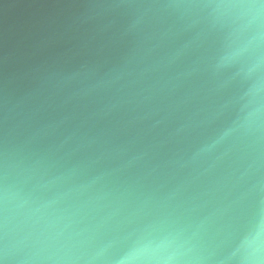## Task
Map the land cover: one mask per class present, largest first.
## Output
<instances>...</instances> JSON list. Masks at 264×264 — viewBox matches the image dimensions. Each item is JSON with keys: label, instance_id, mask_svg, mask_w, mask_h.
Instances as JSON below:
<instances>
[{"label": "water", "instance_id": "obj_1", "mask_svg": "<svg viewBox=\"0 0 264 264\" xmlns=\"http://www.w3.org/2000/svg\"><path fill=\"white\" fill-rule=\"evenodd\" d=\"M0 264H264V0H0Z\"/></svg>", "mask_w": 264, "mask_h": 264}]
</instances>
